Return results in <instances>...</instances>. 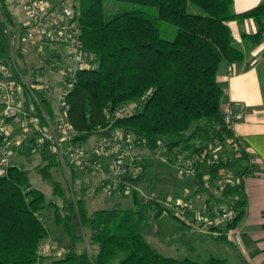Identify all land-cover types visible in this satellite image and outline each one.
I'll return each mask as SVG.
<instances>
[{"label":"trees","instance_id":"16d2710c","mask_svg":"<svg viewBox=\"0 0 264 264\" xmlns=\"http://www.w3.org/2000/svg\"><path fill=\"white\" fill-rule=\"evenodd\" d=\"M61 1L77 7L80 40L98 57L96 67L78 72V81L67 96L68 118L78 132V142L119 133L144 141L147 155L160 152L172 164L184 153L182 161L198 155L203 160L197 162V176L202 180L207 175L211 183L221 171L242 166L245 156L240 153L223 159L208 152L216 138L226 141L225 92L218 73L224 63L245 59L231 21L253 19L258 29L244 37L252 43L260 41L264 0L240 13L233 11V0H113L139 6L112 12L106 10L107 0ZM2 2V15L13 23ZM18 27L24 32L23 24ZM147 94L134 114L113 117L116 110L140 103ZM40 156L36 172L51 184L52 195L59 200H47L45 192L33 185L30 172L18 165L0 177V264H226L214 255L196 261L161 253L143 233L149 210H156L160 203L145 202L133 192L130 208L91 212L85 197L71 195L56 178L53 169L61 168L60 160L45 150H40ZM209 160L208 168L202 170ZM151 164L145 161L140 179ZM242 192L240 186L227 187L217 199V205L227 203L234 212L228 224L234 229L246 213ZM49 233L63 252L39 260V247Z\"/></svg>","mask_w":264,"mask_h":264},{"label":"built area","instance_id":"2783aa9c","mask_svg":"<svg viewBox=\"0 0 264 264\" xmlns=\"http://www.w3.org/2000/svg\"><path fill=\"white\" fill-rule=\"evenodd\" d=\"M22 4L28 15L24 39L29 42L40 39L61 43L65 48V61L70 64V67L61 71L62 85L56 115L54 117L46 114L40 116L27 108L19 99V87L14 80V69L11 64L4 63L0 59V177L8 176L10 168L14 165V158L9 147V135L13 126L16 125L39 150H45L58 158L63 165L98 176V188L127 194L136 192L145 202L162 204L163 212L181 219L188 226L201 232L210 231L220 222H226V224L233 222L234 212L227 203L217 205L220 219H217L215 224L200 213L191 216L193 206L191 199L171 201L145 193L140 186L145 161L148 159L164 163L168 161L166 155L160 152L147 155V146L144 141L123 137L119 133L98 137L90 143L88 141L80 143L76 140L78 132L68 118L67 96L78 81V72L85 68L96 67L98 57L87 51L80 40L79 11L73 2L22 0ZM33 88L43 91L46 95L52 92L50 85H34ZM148 97L149 94L145 95L140 103H131L116 110L113 117L131 116ZM246 110L247 104L242 101H228L223 105L224 121L227 126L226 142L229 144L235 132V124L244 120ZM213 142L220 143L217 138ZM233 151L234 154L240 153L245 156L243 164L241 167L221 171L215 181L216 188L223 190L227 187L240 186V190L243 191L246 179L251 174L253 158L247 148L239 142L234 146ZM198 161L200 162L201 158L178 161L177 164H184L189 174L197 176ZM234 199L236 198H233V201ZM39 219L43 221L42 217ZM201 223L204 226H201ZM221 234L237 244L241 242L238 228L222 231ZM53 250L54 240L49 233L39 247V260L43 255L53 254Z\"/></svg>","mask_w":264,"mask_h":264},{"label":"crops","instance_id":"0c3cea01","mask_svg":"<svg viewBox=\"0 0 264 264\" xmlns=\"http://www.w3.org/2000/svg\"><path fill=\"white\" fill-rule=\"evenodd\" d=\"M262 1L233 0V11L236 13L246 11L261 4ZM2 3L10 11L14 19L13 23L7 21L0 9V37L3 36V33H8L6 35L9 39L7 45L0 43V52L2 54L7 53V61L14 69V80L19 87V99L27 108L36 113L54 117L59 109V95L62 85L61 71L70 67V64L66 63L65 56L59 62L55 51L51 55H45L42 60L33 59V61H27L25 58L27 53H41L44 48L43 45L49 42L40 39L29 42L24 39L25 29L24 32H21L18 27L20 23L25 26L28 20L22 0H3ZM15 23L18 25H13ZM229 26L237 43L245 53V59L240 63H224L218 73V81L225 92L223 105L228 101H242L247 104L244 120L235 124V132L229 145L231 155L234 154L233 148L238 142L245 146L253 158V166L251 174L245 182L246 213L237 226L240 230L241 242L237 244L229 239L226 240L238 245L240 264H264V33L258 43H252L245 39L244 35L253 34L257 31L258 24L253 19H248L244 22L231 21ZM54 44L62 45L61 43ZM46 62H50L51 66L47 67ZM34 85H50L52 92L46 95L43 91L33 88ZM49 108L53 114L50 113ZM13 136L18 138V142L32 143L31 139L25 137L23 131L16 125L13 126L9 140ZM149 161L153 162V160ZM15 163L17 161L14 162V165H18ZM75 174L76 171H74L73 181H78ZM80 181V185L84 186V188L82 187L83 193H85L87 191L86 188L91 183H89L87 178H83ZM150 194L166 199L159 194ZM110 196L117 199L118 194L117 192H112ZM211 208L210 204L206 205L207 210H211ZM199 209L194 207L193 204L191 216L199 213ZM216 220L211 221L216 224ZM201 226H204L203 223H201ZM232 229L234 228L228 227V224L225 226L219 224L218 226H213L208 232H201L188 226L181 219L180 223H177L175 220L161 215L158 217L153 229L158 236L152 234L151 239L147 238V240L161 253L177 258L175 254L185 249L174 241L180 234L184 233L192 236L195 234L208 235L216 239H222L221 237H225V235L221 234L222 231ZM61 252H63V249H60L57 253L54 251L53 254Z\"/></svg>","mask_w":264,"mask_h":264},{"label":"rangeland","instance_id":"374dc122","mask_svg":"<svg viewBox=\"0 0 264 264\" xmlns=\"http://www.w3.org/2000/svg\"><path fill=\"white\" fill-rule=\"evenodd\" d=\"M139 6L138 4H132L122 1H106V10L107 11H116L124 7ZM8 33H3V36L0 37V43L7 45L9 39L7 37ZM44 48L41 53L32 52L27 53L25 58L27 61H33V59L42 60L45 55H51L54 51L58 55V61H62L65 56V48L60 44H54L49 42L43 45ZM7 53L2 54L0 52V59L4 63H8ZM56 55V56H57ZM6 59V60H5ZM47 67H50V62H46ZM131 104V103H129ZM133 104V103H132ZM128 105V104H126ZM125 137L124 135H122ZM97 137H92L89 139L88 143L97 140ZM10 152L14 158V162L17 161L18 166L22 169L28 170L30 172L31 181L34 186L43 190L46 194L47 200L52 198L59 200L58 197L52 195V186L47 181L42 180L41 176L36 172V166L40 162V150L33 143L29 142H18V138L13 136L10 140ZM142 151V150H140ZM209 154L211 156H220L225 159L226 156L230 155L231 152L230 145L228 142H220L218 144L212 142L209 145ZM227 153V154H226ZM186 154V153H184ZM180 155V160L185 156ZM203 157L198 155H192L189 159L194 160ZM157 159V158H156ZM150 159H148L149 161ZM159 160H153L152 164L148 167L147 173L140 185L145 193L152 195L150 193L159 194L164 196L167 200L176 201L191 199L194 207H198L199 213L204 217H209L211 220L220 219V213L217 208V199L221 196V191L216 188V182L211 183L208 179V176H204L202 180L198 176L189 174L185 169L184 164H172V163H158ZM201 162V161H200ZM104 164L107 165V162L104 161ZM194 164V163H193ZM210 165V160L202 166V170H206ZM206 167V168H205ZM76 176L78 181H73L74 170L68 165L65 166L61 163V168L53 169L56 178L62 183L65 189L71 192V195L77 194V196H84L87 199V205L89 211H94L101 208H110V207H121V208H130L133 206V194L127 193H118L116 197H111L112 192L108 190L98 189L97 182L98 176L92 174H86L80 170L75 169ZM83 178L89 180L90 186L85 193H83V185H80ZM83 187V188H82ZM242 191V190H241ZM245 194V190L243 192ZM156 196V195H155ZM211 205V210L206 209V205ZM162 204H156L154 207L156 210H149L147 220L145 221V226L143 228V233L146 239H151V235L154 234L153 229L156 224V221L159 216H166L171 220H175L177 223H180V219L162 211ZM157 210L162 211V213L156 217L155 214ZM49 221L51 222L52 216H48ZM221 225L225 226L226 222H220ZM228 239L227 236H225ZM226 239H216L213 236L208 235H185L180 234L177 236L174 241L177 245L185 248L178 254H175L178 259L190 258L196 261H205L211 256H216L226 260V264H240V256L238 253V245L234 242H230ZM164 240V239H163ZM232 241V240H231ZM59 242L54 240V251L57 253L61 248H59ZM51 262V260H49Z\"/></svg>","mask_w":264,"mask_h":264}]
</instances>
